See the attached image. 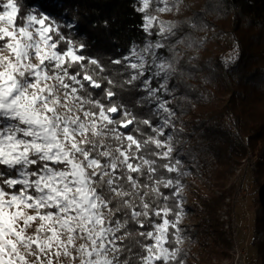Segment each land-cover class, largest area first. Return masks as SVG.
<instances>
[{
	"label": "snow or ice",
	"instance_id": "1",
	"mask_svg": "<svg viewBox=\"0 0 264 264\" xmlns=\"http://www.w3.org/2000/svg\"><path fill=\"white\" fill-rule=\"evenodd\" d=\"M21 7L0 0V264H183L187 173L165 132L175 127L166 41L176 25L155 24L159 39L112 61L132 70L117 83L55 18ZM156 19L145 17L149 36ZM138 80L155 122L115 99Z\"/></svg>",
	"mask_w": 264,
	"mask_h": 264
},
{
	"label": "trees",
	"instance_id": "2",
	"mask_svg": "<svg viewBox=\"0 0 264 264\" xmlns=\"http://www.w3.org/2000/svg\"><path fill=\"white\" fill-rule=\"evenodd\" d=\"M19 2L21 14L30 6L55 18L62 25L61 30L74 43L84 44L85 53L104 65L105 75L117 83L127 79L132 70H125L122 64L112 61L123 59L134 45L146 42L148 35L143 30L145 17L158 13L154 10L157 7L155 0L145 12L137 11L143 6L141 0ZM182 21L175 30L177 35L166 41L174 49L166 52V56L175 62L177 68L169 85L170 88L174 86L175 98L170 96L168 99L176 112L174 120L190 117L191 130L181 123L182 133L175 134L180 140V148L172 156L182 161V172H187L190 163L189 166L210 184L214 180L225 184L234 163L246 156L249 148L258 157L256 181L264 186V0H202L198 10L187 12L186 19ZM192 23L195 28L190 27ZM151 31L153 35L150 38L155 42L159 39L155 34L156 27ZM192 37L194 41H191ZM180 40L183 42L178 43ZM200 50L202 56L197 55ZM139 84L138 80L134 85L114 88L118 93L115 99L155 122L156 117L151 115L147 102L140 99L144 93L139 90ZM205 90L221 96L223 101L217 109L200 102L195 106L197 94ZM213 111H217L216 117L214 114L208 117ZM224 119L230 121L238 138L246 139L247 147L240 149L237 146L230 131L224 128ZM209 123L215 124V128ZM174 125L179 124L174 122ZM172 130L169 129L170 132ZM180 183L195 187L198 196L200 188L196 181H189L184 175ZM162 191L167 193L170 190ZM260 200L264 209V199ZM221 201V197L215 196L208 197L206 201L196 198L193 204L198 211V222L182 225L180 221L182 233L191 235L184 247L182 242L178 244L183 264H197L202 252L219 258L222 251L229 248L230 241L222 232L218 217ZM198 237L202 241L197 244ZM259 247L264 256V241Z\"/></svg>",
	"mask_w": 264,
	"mask_h": 264
},
{
	"label": "rangeland",
	"instance_id": "3",
	"mask_svg": "<svg viewBox=\"0 0 264 264\" xmlns=\"http://www.w3.org/2000/svg\"><path fill=\"white\" fill-rule=\"evenodd\" d=\"M202 0H179L178 8L174 7L177 4V0H167V5L173 10L170 12H158L155 16L157 19L155 24L163 22L165 24L176 25L174 31L182 25V19H186L187 12L192 13L198 10V6L201 5ZM160 7H163L160 5ZM2 10V9H0ZM19 23V22H18ZM153 28L151 30H153ZM148 35V34H146ZM151 40L150 36H147L146 42L141 45H134L133 47H144ZM195 39L192 37L191 41ZM152 41V40H151ZM154 43V42H153ZM189 44H191L189 42ZM203 52L198 51L197 55L202 56ZM9 55L6 51H0V56ZM231 53L228 54V58ZM175 77V75L173 76ZM155 82V81H154ZM171 83V81H170ZM169 83V85H170ZM221 96L213 93L210 90H205L199 95L197 94V102L194 99L193 103L198 106V102L211 106L217 109L222 104ZM75 110V108H74ZM216 112L209 113L214 114ZM79 114V113H77ZM190 117H186L183 120L181 118L178 121H173L179 125H175L170 132L166 129V134L172 135V155L179 150L180 140L175 134L182 133L179 128L181 123L190 127ZM212 128H215V124L209 123ZM224 128L229 130L232 137L236 140V144L240 149L247 147V141L245 138L237 137L238 134L232 129L231 123L228 119H224ZM248 154L240 158V161L234 163V168L228 177L225 184H220L217 180L213 183H209L195 168L190 167V163L187 165V174L189 181H196L200 188L197 196V190L193 186H183L180 196L183 200V212L182 225L195 224L198 222V211L196 210L193 200L199 198L201 201H206L208 197L215 196L221 197L222 206L218 211V217L222 223V232L225 237L230 241L229 248L223 252L219 258L214 254L208 252H202L199 254V261L197 264H264V256L260 251V244L264 241V229L262 228V220L264 218V209L261 205V198L264 199L262 186L256 181V167L258 157L249 151ZM181 237L182 247H184L191 239L190 234L179 233ZM202 241L201 237L196 239V243ZM201 245V244H199ZM218 248H221L218 247ZM31 259V258H29ZM62 264H71L67 259L62 260Z\"/></svg>",
	"mask_w": 264,
	"mask_h": 264
}]
</instances>
